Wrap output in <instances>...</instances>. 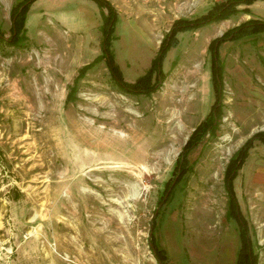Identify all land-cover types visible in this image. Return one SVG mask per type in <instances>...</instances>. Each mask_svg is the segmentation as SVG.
I'll return each instance as SVG.
<instances>
[{
    "label": "rangeland",
    "instance_id": "374dc122",
    "mask_svg": "<svg viewBox=\"0 0 264 264\" xmlns=\"http://www.w3.org/2000/svg\"><path fill=\"white\" fill-rule=\"evenodd\" d=\"M25 1L0 0V264H159L150 247L157 213L154 238L169 264H235L241 241L227 217L225 175L264 131V32L218 46L216 129L163 198L190 135L214 112L212 42L264 22V0L177 32L149 94L124 92L112 77L103 51L111 18V51L134 83L178 20L228 0H106L113 15L93 0H36L26 38L11 43L12 11ZM234 187L264 264V143Z\"/></svg>",
    "mask_w": 264,
    "mask_h": 264
},
{
    "label": "trees",
    "instance_id": "16d2710c",
    "mask_svg": "<svg viewBox=\"0 0 264 264\" xmlns=\"http://www.w3.org/2000/svg\"><path fill=\"white\" fill-rule=\"evenodd\" d=\"M36 0H26L23 4H20L12 11V19H13V33L11 39L9 40L11 43H17L21 39H25L26 37L20 35L22 31L25 29L26 15L27 12L32 5V3ZM100 7L107 6L110 9V12L113 15L114 10L111 8L110 4L106 0H93ZM256 0H228L226 3L215 5L207 14L193 19H180L178 20L174 26L171 28L170 34L161 44L159 52L157 56L152 60L151 67L146 71L145 74L140 76L134 83H128L124 81L123 73L120 69V66L117 64L115 60V56L111 51V41L112 35L114 32L115 19L114 15L111 18L110 23L108 24L107 31L105 33V39L103 44L104 57L106 59L107 66L112 74V77L119 85V87L127 93H145L149 94L155 91L159 85L161 84V80L164 79V72L162 70V64L164 58L172 47L177 46L176 34L179 31L184 30H194L201 26L211 23L212 21H216L218 19H222L232 13H234L235 6L241 3L251 4ZM264 32V22H248L245 25H242L238 28H234L229 30L224 34L222 38L215 39L211 44L212 50V78L214 84V91L217 98L214 112L211 113L207 120L202 121L190 135L186 145L184 146L180 158L177 162L176 166V177L177 181L173 186V182L168 186L166 193L171 188L169 195L167 198H163V201L166 202L169 197H171L172 192L180 179L189 171L187 168V154L197 146L202 140L205 138L207 134H211L216 129V120L217 114H219V107H221V82H220V73L221 69L218 62V46L227 39H236L238 37L249 35L252 33ZM2 33L0 32V37H2ZM88 66V65H86ZM85 66V67H86ZM84 69V68H83ZM83 69L80 70V74L83 72ZM156 75V82H152L153 75ZM256 141H260L264 143V131L257 132L254 134L244 145L243 147L235 154V156L231 159L228 168L226 170L225 175V183L226 189L229 195L228 202V219L235 220L239 225V238L241 241L240 248L237 253L235 264H257V255L253 251L252 242L249 236V227L247 220L243 216L241 209L239 207V203L236 197L234 180L237 177L238 171L246 161L250 150L255 146ZM168 185V184H167ZM158 217V213L153 217L152 220V234L150 236V247L153 251L157 261L159 264H169L167 252L159 246L157 241L154 238L156 220Z\"/></svg>",
    "mask_w": 264,
    "mask_h": 264
},
{
    "label": "water",
    "instance_id": "95a60500",
    "mask_svg": "<svg viewBox=\"0 0 264 264\" xmlns=\"http://www.w3.org/2000/svg\"><path fill=\"white\" fill-rule=\"evenodd\" d=\"M177 178L178 177H176V179L174 180V182H173V186L175 185V183H176V181H177ZM170 191H171V189H169V191L167 192V194H166V196H165V198H167L168 197V195H169V193H170ZM157 213V212H156ZM152 229V228H151ZM152 234V231H151V233H150V235Z\"/></svg>",
    "mask_w": 264,
    "mask_h": 264
}]
</instances>
